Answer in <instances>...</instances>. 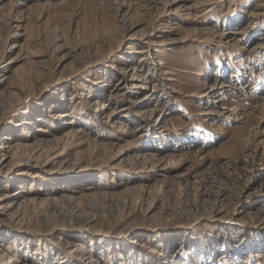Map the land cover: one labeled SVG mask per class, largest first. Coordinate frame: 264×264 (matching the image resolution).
I'll list each match as a JSON object with an SVG mask.
<instances>
[{
  "label": "rangeland",
  "instance_id": "1",
  "mask_svg": "<svg viewBox=\"0 0 264 264\" xmlns=\"http://www.w3.org/2000/svg\"><path fill=\"white\" fill-rule=\"evenodd\" d=\"M7 1L13 264H264V0Z\"/></svg>",
  "mask_w": 264,
  "mask_h": 264
},
{
  "label": "bare ground",
  "instance_id": "2",
  "mask_svg": "<svg viewBox=\"0 0 264 264\" xmlns=\"http://www.w3.org/2000/svg\"><path fill=\"white\" fill-rule=\"evenodd\" d=\"M13 2V0H8L6 3H5V5H8L9 3H12ZM1 8V7H0ZM238 75L236 74V77H237ZM234 77V76H233ZM239 77V76H238ZM213 86V85H212ZM211 90V89H210ZM263 103H264V100H263ZM96 105H98L99 103L97 102V103H95ZM103 107V106H102ZM219 115V114H218ZM58 117H65V116H58ZM75 136V134L73 133V130L72 131H70V132H68V133H66L65 134V137H67L68 139L69 138H73ZM11 138V137H10ZM9 138H7V140H8ZM22 146L23 147H25V146H27L28 147V145H26L25 143H20V142H18V143H16L15 144V146H14V148L15 149H13L15 152L14 153H12V152H10V151H8V152H5V151H3L4 153L2 154V158H1V160H0V166H3L5 163H6V161L9 159V160H11V159H13V157L14 156H16V153L17 152H19L20 150H21V148H22ZM12 151V150H11ZM92 188H85V190H91ZM27 201H31V199H29V200H27ZM26 202V201H25ZM8 208H10V207H8ZM0 256L1 257H3V260L1 259L0 260V264H13V262H16V261H18V260H16V259H12V257H7L6 256V254H4V252L3 251H1V248H0ZM4 257H7V258H4Z\"/></svg>",
  "mask_w": 264,
  "mask_h": 264
}]
</instances>
